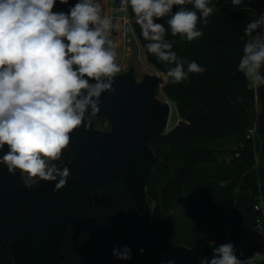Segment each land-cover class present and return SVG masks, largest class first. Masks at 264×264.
<instances>
[{
    "label": "trees",
    "instance_id": "obj_1",
    "mask_svg": "<svg viewBox=\"0 0 264 264\" xmlns=\"http://www.w3.org/2000/svg\"><path fill=\"white\" fill-rule=\"evenodd\" d=\"M216 2L209 0L213 13L206 25L194 4L173 6V14L179 7L197 12L196 28L204 34L191 42L179 34L172 36L165 23L170 16L154 18L164 24L165 39L175 41L172 51L178 58L195 61L206 71L188 73L186 81H166L162 87L183 121L149 140L157 159L146 181L145 209L138 210L133 192L119 178L96 187L92 203L83 205L85 212L99 219L102 234L115 249H131V259H117L114 249L99 240L91 227L71 223L62 239V264H166L168 260L200 264L202 257L213 256L215 247L238 245L255 228L260 214L255 204L264 199V85L259 86L256 100L249 81L236 72L246 43L244 29L258 20L264 0H242L236 8L231 0L217 7ZM68 10V4L56 0L53 12ZM129 15L150 64L165 73L175 67L147 51L148 41L130 6ZM98 121L108 124L102 118ZM255 122V133L248 137ZM7 150L6 146L0 149V157ZM72 156L67 147L61 159ZM257 252L264 255V242L249 247L238 259L256 264ZM0 264H14L12 251L2 239Z\"/></svg>",
    "mask_w": 264,
    "mask_h": 264
},
{
    "label": "clouds",
    "instance_id": "obj_2",
    "mask_svg": "<svg viewBox=\"0 0 264 264\" xmlns=\"http://www.w3.org/2000/svg\"><path fill=\"white\" fill-rule=\"evenodd\" d=\"M241 3L231 0L233 8ZM185 4H194L203 23L209 22L213 13L209 0H121L120 10L131 7L148 41L147 51L158 61L175 65L165 76L174 84L186 81L188 73L206 71L195 61L178 58L172 51L175 41L165 39L164 24L154 21L170 16L165 23L172 36L179 34L189 42L202 37L196 11L179 7L172 13L174 5ZM55 5L56 0H0V149L5 145L8 149L0 163L12 175L18 170L30 178L58 181L54 192L71 178L69 168L54 162L61 161L70 134L100 111L102 93L116 92L113 78L121 71L111 38L113 18L101 14L98 0H78L68 13L53 12ZM261 25L264 16L245 27L249 39L238 64V71L255 87L264 85V31H257ZM113 255L129 260L131 249L117 248ZM253 256L256 264L264 260L259 252ZM200 264H252V260L238 259L234 245L227 243L215 247L210 259L202 257Z\"/></svg>",
    "mask_w": 264,
    "mask_h": 264
},
{
    "label": "water",
    "instance_id": "obj_3",
    "mask_svg": "<svg viewBox=\"0 0 264 264\" xmlns=\"http://www.w3.org/2000/svg\"><path fill=\"white\" fill-rule=\"evenodd\" d=\"M77 2L68 0V7ZM117 31L114 26L112 34ZM236 75L247 81L243 73ZM164 81L169 80L149 72L137 79L133 65L113 78L116 92L102 93L100 111L70 134L73 156L55 162L69 168L71 175L58 191H53L58 181L26 183L23 173L9 174L0 163V239L11 249L14 264H62V239L71 223L88 225L115 249L102 234L99 219L83 205L92 203L96 187L119 178L133 192L138 210L145 209L146 181L157 159L149 140L168 129L172 110V101L157 94ZM98 118L107 120L109 127H98Z\"/></svg>",
    "mask_w": 264,
    "mask_h": 264
},
{
    "label": "rangeland",
    "instance_id": "obj_4",
    "mask_svg": "<svg viewBox=\"0 0 264 264\" xmlns=\"http://www.w3.org/2000/svg\"><path fill=\"white\" fill-rule=\"evenodd\" d=\"M101 4L102 15H111V7L117 4L116 0H98ZM230 0H217L215 6H220L221 4L229 3ZM128 17V21L125 22L123 19L119 17L113 18V25L117 27L118 31L115 34H112L111 38L116 44L117 51V63L120 65L121 71L123 72L127 70L131 65L135 67L136 77L140 79L147 72L149 73H157L160 75L166 76V73L161 70H157L147 59L144 48L131 24L130 15L126 14ZM129 29L125 31V29ZM164 81L158 88L157 94L162 99L171 100L163 91L162 87L165 84ZM172 101V100H171ZM178 112L176 109V103L172 101V110L169 118L168 129L172 128L179 120ZM98 127L108 128L109 124L97 122ZM167 129V130H168ZM218 142L213 145H217ZM25 176H28L24 173ZM264 242V230L259 229L257 227L253 228L250 232H248L238 243L241 249L247 250L251 246H255L256 244H262ZM235 255L238 258H242L243 255L235 252Z\"/></svg>",
    "mask_w": 264,
    "mask_h": 264
},
{
    "label": "built area",
    "instance_id": "obj_5",
    "mask_svg": "<svg viewBox=\"0 0 264 264\" xmlns=\"http://www.w3.org/2000/svg\"><path fill=\"white\" fill-rule=\"evenodd\" d=\"M116 1H117V4L115 6H112L111 9H110L111 10V15H112L111 17H119V18L123 19L125 22H127L128 21V17H127L126 14H129V7L127 8V10L122 11V10H120V8H121V0H116ZM261 16H264V7L263 6H261V10H260V14H259L258 19H260ZM257 31H264V25H261L260 29H258ZM253 35H255V33ZM248 39H249V37H247V40ZM249 83H250V81H249ZM250 86L253 89V91L255 93L256 100H257L258 88L259 87H255L251 83H250ZM255 127H256V122H255V124L252 127L249 128L248 134H247L248 137L254 135ZM23 178H24V181L26 183H30V184L38 183V178H30L29 176H25L24 173H23ZM255 207L258 210H260V214L256 218L255 227L264 230V199L261 198L255 204ZM234 251L239 252L242 255L245 254V250L241 249L239 245H235L234 246Z\"/></svg>",
    "mask_w": 264,
    "mask_h": 264
}]
</instances>
